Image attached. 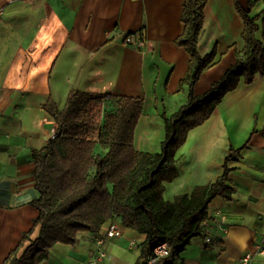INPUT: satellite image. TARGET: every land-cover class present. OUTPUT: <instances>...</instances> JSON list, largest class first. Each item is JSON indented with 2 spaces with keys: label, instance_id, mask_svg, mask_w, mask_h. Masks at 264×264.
<instances>
[{
  "label": "crops",
  "instance_id": "obj_1",
  "mask_svg": "<svg viewBox=\"0 0 264 264\" xmlns=\"http://www.w3.org/2000/svg\"><path fill=\"white\" fill-rule=\"evenodd\" d=\"M183 3L0 0V264L38 215L33 150L44 147L58 130L44 109L51 97L60 108L74 89L141 98L135 146L161 151L162 114H173L189 94L181 81L188 75L190 56L176 43L184 31ZM252 14L260 15L257 36L264 40V0ZM244 28L235 0H207L199 51L204 55L216 46L218 55L197 82L196 94H204L236 62V50L245 46ZM141 33L145 47L124 42L128 34L139 38ZM231 147H244L229 162L233 197L211 201L210 218L181 252L179 264H242V254L264 240V75L251 84L242 82L190 131L176 156L179 176L166 183L165 199L216 181ZM111 223L119 224L122 234L106 238L109 258L104 264H135L146 235L120 218L110 219L98 232L81 231L76 244H56L40 264H100L97 240ZM257 263L264 264V256Z\"/></svg>",
  "mask_w": 264,
  "mask_h": 264
},
{
  "label": "trees",
  "instance_id": "obj_2",
  "mask_svg": "<svg viewBox=\"0 0 264 264\" xmlns=\"http://www.w3.org/2000/svg\"><path fill=\"white\" fill-rule=\"evenodd\" d=\"M258 1L248 0L243 6L235 0L245 24V46L236 50V62L222 77L198 95L195 86L204 71L216 64L218 51L216 46L204 55L199 51L207 0H184V31L176 43L190 56L188 75L181 81L189 94L173 114H162L165 138L159 152H143L135 146L143 111L141 98L74 89L64 108L52 97L48 100L44 109L55 119L58 130L44 147L33 150L40 193L33 205L38 215L3 264H40L56 244H76L81 231L98 232L112 218H120L124 226L146 235L135 264H147L161 241L168 242L171 250L161 264L180 263L181 252L210 218L211 201L217 196L233 197L229 162L244 147H231L218 179L189 194L166 200V183L179 176L176 156L190 131L205 123L242 82L251 84L258 74L264 75V40L257 36L260 15L252 14ZM106 99L112 109L100 124V106Z\"/></svg>",
  "mask_w": 264,
  "mask_h": 264
},
{
  "label": "built area",
  "instance_id": "obj_3",
  "mask_svg": "<svg viewBox=\"0 0 264 264\" xmlns=\"http://www.w3.org/2000/svg\"><path fill=\"white\" fill-rule=\"evenodd\" d=\"M11 1V0H10ZM124 42L128 45L134 46L136 48H143L146 45L145 34L141 33L139 38L135 37V34H129L125 36ZM221 221L224 222L225 217L219 212ZM122 234L121 228L117 223H111L106 230V234L97 240L98 246V260L100 264L109 258V254L104 249L103 245L107 237L120 236ZM171 255V250L168 242L161 241L158 242L153 250L152 256L149 258L147 264H161V261ZM264 256V240L255 245L254 251H247L240 257V262L242 264H258V259Z\"/></svg>",
  "mask_w": 264,
  "mask_h": 264
},
{
  "label": "rangeland",
  "instance_id": "obj_4",
  "mask_svg": "<svg viewBox=\"0 0 264 264\" xmlns=\"http://www.w3.org/2000/svg\"><path fill=\"white\" fill-rule=\"evenodd\" d=\"M112 109V104L109 100H104L102 105L100 106V110H101V120H100V124L103 123V116L104 114L108 111ZM99 152H103V150L101 148H98ZM158 152V151H157Z\"/></svg>",
  "mask_w": 264,
  "mask_h": 264
}]
</instances>
